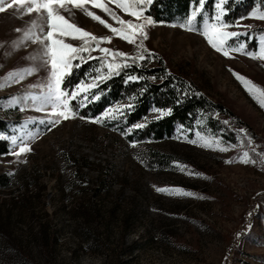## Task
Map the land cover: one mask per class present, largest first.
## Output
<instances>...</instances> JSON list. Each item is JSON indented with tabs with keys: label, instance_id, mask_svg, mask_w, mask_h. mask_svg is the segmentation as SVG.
I'll return each instance as SVG.
<instances>
[{
	"label": "rangeland",
	"instance_id": "obj_1",
	"mask_svg": "<svg viewBox=\"0 0 264 264\" xmlns=\"http://www.w3.org/2000/svg\"><path fill=\"white\" fill-rule=\"evenodd\" d=\"M203 2L198 0L187 16L173 21H159L143 12L155 22L145 29L148 39L143 47L152 53L145 66H161L166 73L186 77L209 100L229 108L244 126L238 130H246V135L237 130L232 143L190 132L178 122L161 138L147 134V124L169 111L152 100L147 114L128 125L127 114L137 99L134 92L125 93L95 116L90 110L82 112L96 99L98 81L111 71L108 64L123 59L106 57L98 50L81 53L72 61L73 66L76 61L95 58L101 65L99 75L89 71L69 92L79 91L78 86L90 87L88 99L81 94L74 100L76 115L55 127L40 123L54 118L49 115L50 107L37 110L39 104L31 99L40 94L38 85L48 75L42 61L34 59L42 56V46L20 43L31 22L39 23L40 18L16 8L0 13V83L9 73L36 69L18 83L0 88V118L8 123L2 137L10 141V151L0 155V172L11 178L9 186L0 190V251L1 245L9 242L11 248L18 246L27 254L30 264H51L48 259L53 264H264V108L233 75L238 73L264 88V61L244 54L259 51L264 19L253 15L264 13V4L234 11L227 8L228 0H215L209 12L203 9ZM110 6L121 18L134 19ZM68 7L70 11L61 9V14L70 23L111 39L100 47L127 56L148 54L137 47L140 39L129 44L81 10ZM88 7L119 27L107 14ZM194 9H199L194 27L202 28L205 21L216 23L219 16L229 25L225 31L239 34L229 45L245 44L243 53L230 51L231 58L225 57L196 31L179 27ZM67 42L74 46L81 43ZM152 78L161 82L157 73ZM98 117L100 122H92ZM205 142L208 146H201ZM21 144L30 151L17 156L14 152ZM155 152L168 159L159 160L153 156ZM245 152L254 163L242 162ZM84 158L89 166L84 165ZM176 163L186 170L175 167ZM187 169L199 175L189 174ZM101 179H105V187L100 185ZM156 188H181L194 196L170 195ZM145 230L153 238L151 243L142 239L140 247L118 256L119 250L125 249L121 232L127 233L129 242L142 237ZM40 232L55 241L42 246L36 238Z\"/></svg>",
	"mask_w": 264,
	"mask_h": 264
},
{
	"label": "snow or ice",
	"instance_id": "obj_2",
	"mask_svg": "<svg viewBox=\"0 0 264 264\" xmlns=\"http://www.w3.org/2000/svg\"><path fill=\"white\" fill-rule=\"evenodd\" d=\"M144 2L145 0H11V3H8L7 0H0V13H4L8 9L16 8L25 15L35 13L40 18L39 23L36 20L31 22L32 27L23 33V38L20 41L21 44L24 43V41H31L32 43H37L42 46V56L34 59H40L42 61V65L48 75L41 84L38 85L41 89L40 94L38 96H31V99L39 104L37 110H44L50 107L51 112L49 115L54 118L48 119L47 121L42 120L40 123H47L51 125V127H55L60 124L62 120H68L76 115L71 107V101H74L78 95L83 94L84 99H88L87 92L90 90V87L79 88L78 86L79 91H72L71 93L64 90V78L69 74L67 70L72 66V61L80 57L81 53L98 50L104 53L106 57H121L125 60L128 58L127 54L122 51H113L109 48L100 47L102 42L107 41L111 43V39L107 36L97 37L84 30L82 27L70 23L69 20L61 14V9L70 11L68 6L71 5L72 8L81 10L84 15L91 18L93 21L99 22V24L103 25L106 29H109L113 36H117L127 41L129 44H136L137 39H140V43L137 47H140L143 52H148L149 55H152L147 48L143 47V41L148 39L145 30L146 26L153 25L155 22L152 21L151 18L143 16L144 9L142 5ZM147 2L151 3V0H147ZM202 2L203 0H201V3ZM110 5H114L116 9L121 10L127 16L134 19L125 20L121 18ZM88 6L107 14L108 17L119 25V27L107 23L100 15L90 11ZM198 11L199 9H194L193 14L187 18L185 23L180 24L179 27L187 31H196L199 35L204 37L215 51L221 53L225 57L231 58L230 51L243 53L245 44L242 43L239 47H231V45H229L228 41L239 34L225 31L224 29L229 27V25L221 22L219 16L215 17L216 23L210 24L208 21H205L202 28L194 27L193 21ZM253 18L264 19V13L254 14ZM141 20H143V23L140 22ZM172 26L175 27L177 25ZM33 29H36V31ZM17 31L19 32L21 30L17 29ZM68 40L80 41V46H74L73 43L67 42ZM92 44L96 45V49L92 48ZM244 54L250 59L264 61V35L260 37L258 52L249 51ZM139 58L145 59L143 55ZM127 66V64L124 65V67ZM120 67V64H108L109 70L119 69ZM229 70L232 71L231 69ZM35 71V68H29L20 72L9 73L8 76L4 78V82L0 83V88L10 83H18L23 80L25 76L33 75ZM233 75L242 83L245 90L258 105L264 108V88L256 86L252 81L238 73L233 72ZM130 79H136V77H130ZM32 87H37V85H32ZM81 106H83V104H81ZM92 122H100V118L98 117ZM48 130H51V128ZM238 131L246 135L245 129H239ZM191 142L195 143V141ZM248 142L251 144V138L248 139ZM12 143L16 144L15 138H12ZM132 146L135 147L134 144ZM201 146H208V142H205V144ZM220 150L225 151L226 149L222 148ZM26 151H30V148L21 144L19 151L14 152V154L19 156ZM242 162L254 163L255 161L251 160L249 154L245 152L242 157ZM262 163H264V161H262ZM174 166L180 168L181 171L186 170V166L180 165L179 163H176ZM187 171L189 174L199 175L198 173H192L190 169H187ZM156 191L170 195L194 196V193L185 191L181 188H156Z\"/></svg>",
	"mask_w": 264,
	"mask_h": 264
},
{
	"label": "trees",
	"instance_id": "obj_3",
	"mask_svg": "<svg viewBox=\"0 0 264 264\" xmlns=\"http://www.w3.org/2000/svg\"><path fill=\"white\" fill-rule=\"evenodd\" d=\"M214 1L204 0L203 9L210 12ZM197 2L198 0H151V3H148L145 0L142 7L147 15L153 16L156 20L173 21L176 18L187 16L192 4L195 5ZM260 3H263V1L228 0L226 6L235 11L238 8H248L253 4ZM141 55L145 59H140ZM149 56V54L141 53L127 56L126 60L121 59L118 62L121 65L119 69H112L110 72L104 73V77L98 81L96 99L89 101L81 111L87 114L85 111L90 110L91 116H95L111 102L119 100L125 93L134 92L137 99L133 110L127 114L126 123L128 125L137 123L142 119V116L147 114L151 100L155 105L166 107L169 110L163 118L147 124V134L152 133L155 137L161 138L170 133L174 124L178 122L190 132L198 131L214 137H221L223 141L231 143L236 140L238 126L241 128L244 126L240 120L234 118V114L229 108L223 103L209 100L186 77H181L174 72L166 73L164 67L161 66H158L157 69L146 67V62L151 59ZM125 64L128 66L124 67ZM99 68H101V65L95 58L80 63L76 61L69 70V74L64 78V90L70 92L74 85L89 71L95 76L99 75ZM155 73L161 75V82H154L152 76ZM130 77H136V79H130ZM74 102L71 101V106L76 109L78 105ZM7 125V120L0 118V131H2L0 133V155L7 154L10 151V141L2 137V133L6 132ZM153 156H157L159 160L168 159L166 155L156 152L153 153ZM83 163L85 166L90 165L87 158L83 159ZM10 180L11 178L7 173L0 172V190L8 187ZM104 180H100L102 187H105ZM145 233L147 236L146 243H151L153 241L152 236L148 234L147 230H145ZM126 234L124 231L120 234L121 245L125 249L119 250L118 256L126 254L130 248L141 246V242L135 239L128 242ZM36 238L42 246L55 241L54 237H48L41 232ZM1 246L4 248L3 251H0V264H30L29 257L27 254L22 253L18 246L13 249L10 247L9 242L3 243ZM46 262L53 264L49 259Z\"/></svg>",
	"mask_w": 264,
	"mask_h": 264
},
{
	"label": "built area",
	"instance_id": "obj_4",
	"mask_svg": "<svg viewBox=\"0 0 264 264\" xmlns=\"http://www.w3.org/2000/svg\"><path fill=\"white\" fill-rule=\"evenodd\" d=\"M136 238H135V240H138V241H142V239H147V236H146V233L144 232V235L141 237V236H135ZM146 241V240H145ZM159 241V243H160V241L162 242V239H159L158 240ZM168 245H170V244H168ZM171 246V245H170Z\"/></svg>",
	"mask_w": 264,
	"mask_h": 264
}]
</instances>
